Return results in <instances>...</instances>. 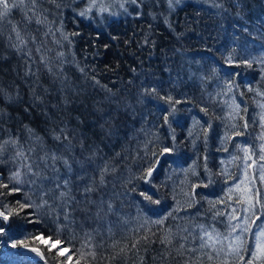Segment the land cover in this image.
<instances>
[{
    "label": "trees",
    "instance_id": "1",
    "mask_svg": "<svg viewBox=\"0 0 264 264\" xmlns=\"http://www.w3.org/2000/svg\"><path fill=\"white\" fill-rule=\"evenodd\" d=\"M58 2L61 7L54 10L50 19L55 18L57 23L62 21L69 33H79L71 37L70 46L62 49L69 61L64 65L63 84L60 80L53 82L42 71L40 84L34 85V78L25 75L21 55L8 47L7 33L0 38V89L3 90L0 92V136L10 132L26 137V125L43 136L48 146L54 147L48 129L65 125L75 129L78 138H85L86 144L98 148L100 155L117 166L118 175L125 179L133 177L128 189L137 186L136 192L128 191L118 201L120 215L110 218L112 236L107 234V222L93 233V243L97 245L95 264H108L113 252L109 246L114 240L120 241L121 247L127 244L131 248L136 239L140 240L137 248L111 264H141V261L143 264H176L171 258H160L163 246L156 237H150L157 239L156 243H147L140 239L144 231L136 232V229L144 219H158L177 207L163 226L152 227L157 237L169 226L175 230L176 225L188 223V214L199 212L201 215L194 216L192 222H205L204 214L212 210L210 201L223 197L228 186L224 183L225 177L218 175L221 168L234 176L241 173V160L228 162L230 154L242 156L234 145L245 142L258 145L256 137L261 129L252 121H259L261 109L258 105L264 103V97L257 94V90L264 92V66L253 63L251 68L243 64L237 67L227 63L225 57L229 53L237 54V59L264 53V0H180L173 2L171 8L168 0H138L137 4H125L126 12L114 5L112 11L116 15H99L93 11L88 16L79 15L87 7V0ZM44 7L52 6L45 4ZM21 15L13 13L16 21ZM73 60L77 63H72ZM81 67L85 68L87 76L79 71ZM213 67L217 68L216 75L210 81H202L201 76L210 73ZM231 72L242 75L230 77ZM229 79L238 88L223 95ZM147 86H158L161 94H171L173 102L180 101L175 104L176 112L168 116L167 123L164 116L168 112L163 109L169 106L157 97L142 95ZM249 86L253 91H248ZM33 87L43 97V103L33 101ZM44 88L48 89L47 93ZM233 97L240 105L241 115L249 121V128L244 135L234 137L228 145L229 151L224 152L221 140L228 126L243 123L238 117L235 120L226 118ZM204 107L207 113L201 111ZM245 107L246 113L242 111ZM195 121L207 129V144L204 131ZM206 121L211 122V128H207ZM148 141L152 143L148 144L146 156ZM173 143L174 151L160 157L153 172L152 179L159 189L161 203L155 205L145 201L138 205V192L145 185L134 177L155 159L151 156L152 150L159 153L161 146L172 147ZM205 156L208 172L205 171ZM0 171L7 176L4 166H0ZM209 173L213 181L210 184ZM197 184L201 185L195 188L197 203L192 205L190 197L183 193H191L192 186ZM111 187L109 184V191ZM116 191L123 194L125 188L117 186ZM23 196L21 192L8 199L15 201ZM215 207L223 209L225 206L217 203ZM28 219L14 218L10 224L14 235L23 238L43 233L44 236L52 234V239H56V231L60 229L59 239L71 254L81 249L85 233L98 227L91 219L84 223L80 214H74L71 224H64L62 219L58 223L46 214L36 223H28ZM218 227L223 231V225ZM38 246L48 257L47 264H60L64 259L54 250L48 252L47 246L39 243ZM19 251L0 247V264H20L21 257L16 254ZM24 255L33 264L38 259L27 253ZM75 259L73 256V262Z\"/></svg>",
    "mask_w": 264,
    "mask_h": 264
},
{
    "label": "snow or ice",
    "instance_id": "2",
    "mask_svg": "<svg viewBox=\"0 0 264 264\" xmlns=\"http://www.w3.org/2000/svg\"><path fill=\"white\" fill-rule=\"evenodd\" d=\"M173 2L179 3L180 0H168L170 8ZM128 3L137 4L138 0H87V7L79 15L88 16L93 11L99 15H116L112 11L114 5H118L126 12L125 4ZM45 4L52 7H44ZM60 7L61 3L58 0H0V38L5 36V32L7 33L8 47L21 55L26 68L25 75L34 78V85L40 84L42 71L46 72L53 82L60 80L62 84L64 83L62 79L64 65L69 61L66 58V52L62 49L70 46L73 43L71 37L79 33H69L65 31L62 21L57 23L55 18L50 19L54 15V10L58 11ZM14 11L22 14L19 21H16L13 16ZM145 42H148L147 38ZM225 59L227 63L236 64L237 67L243 64L251 68L253 63L264 66V53L258 57L239 56L238 59L237 54L229 53ZM71 62L77 63L75 60ZM79 71L87 76L85 68L81 67ZM216 72L217 68L213 67L210 73L201 76V80L210 81ZM228 75L240 76L242 73L231 72ZM95 83L99 84V81ZM234 87L238 88V85H235L233 80L226 81L227 91L223 95L232 92ZM2 91L0 89V92ZM31 91L34 102H44L43 97L37 94L36 87H33ZM43 91L47 93L48 89L44 88ZM248 91H253V88L249 86ZM161 92L162 89L158 86H147L144 87L142 95L157 97L167 103L169 107L163 109L168 112V115L164 116V121L167 123L168 116L176 112L175 104H179L180 101L173 102L171 94L165 95ZM257 94L264 97V92L257 90ZM258 106L261 109L259 121L253 120L252 123L254 125L258 123L261 129L256 137L259 143L257 145L245 142L234 145L242 156L230 154L231 159L228 162L241 160V173L239 176H234L221 168L218 175L225 177L224 183L228 186L223 197L210 201L212 210L204 214L205 222H192L194 216L201 215L199 212L188 214V223L176 225L175 230L169 226L157 237L152 227L163 226L165 220L178 210L177 207L158 219H144L136 229V232L144 231L140 239L147 243H156L158 239L163 246L160 253L162 260L171 258L176 260V264H264V103ZM228 107L231 111L227 113L226 118L235 120L238 117L243 120V123L240 125L231 123L228 126L221 140V148L224 152L229 151L228 145L234 137L244 135L249 128V121L241 115L240 105L235 103V97L232 98V104ZM201 111L207 113V108H201ZM242 111L246 113L247 108L245 107ZM224 118L221 117V119ZM52 123L56 122L52 121ZM195 124L204 131L205 144H207V129L204 125H200L199 121H195ZM205 124L207 128H211L210 121H206ZM24 130L27 135L23 138L19 134L13 135L10 132L0 136V166H4L8 173L5 176L4 172L0 171V247L20 249L16 253L21 257L20 264H26V262L33 264L24 253L34 254L38 258L35 264H41V262L47 264L48 257L38 243L47 245L48 252H52L55 248L57 256H64L60 264H82V261L83 264H95L97 245L93 243V233H97L99 228L104 227L107 222V234L112 236L110 218L120 215L121 205L118 201L121 195L127 194L128 191H137L136 185H133L131 189L127 188L133 177L125 179L118 175L115 164L100 155L98 148L86 144L85 138L82 136L78 138L76 130L69 129L67 125L47 130L54 147L48 146L44 137L28 126L25 125ZM189 136H192L191 130ZM172 140L173 142L176 140L174 134ZM150 143L152 141L145 144L146 156ZM174 149L175 143L172 147L161 146L159 153L152 150L151 156L155 159L148 167L141 170L139 176L134 177L142 180L145 185L138 192V205L144 204L145 201L155 205L161 203L158 197L159 189L152 179L153 172L159 164V158L173 152ZM204 159L205 171L208 172L207 156ZM221 163L224 164L225 161ZM61 169L64 171L62 172ZM250 169H252L251 172ZM208 183H213L210 173ZM109 184L112 186L111 191L108 190ZM117 186L125 188V193L117 192ZM200 186V184L193 185L191 193H183L190 197L192 205L197 203L194 199L195 188ZM203 186L206 187L207 184ZM21 192L24 193L23 199L17 198L15 201L8 199ZM179 203L177 201V206ZM217 203L225 207L216 209ZM144 206L147 207V205ZM30 209L32 211H29ZM42 214L52 216L58 223L62 219L64 224L73 223L74 214H80L84 223L91 219L98 227H92L91 232L85 233V241L81 249H77L71 255H65L69 252L68 248L58 247L62 244L59 239L60 229H57V238L54 241L52 234H49L47 238L43 233L25 235L20 238L11 231L10 224L14 222V218L27 217L30 218L28 223H36L39 222ZM221 217L223 219H219ZM218 225H223V231ZM150 237L157 239H150ZM139 243L140 240L136 239L129 248L127 244L119 246L120 241L114 240L109 246L113 252L108 264L136 249ZM73 256L76 257L74 262ZM141 264H143L142 261Z\"/></svg>",
    "mask_w": 264,
    "mask_h": 264
},
{
    "label": "rangeland",
    "instance_id": "3",
    "mask_svg": "<svg viewBox=\"0 0 264 264\" xmlns=\"http://www.w3.org/2000/svg\"><path fill=\"white\" fill-rule=\"evenodd\" d=\"M46 238L48 237V236H45ZM53 241L55 240V239H52ZM49 243H51V241H49ZM42 245H45V244H42ZM45 246H47V245H45ZM60 247H66V248H68L66 245H64V243H63V241H62V244L61 245H59ZM3 249L4 248H6V246H4V247H2ZM69 249V248H68ZM55 252H56V249L54 248L53 249ZM28 254V253H27ZM30 255V254H29ZM65 255H71V253H70V250H69V252H67V253H65ZM31 256H34L35 257V255H31ZM37 258V257H36Z\"/></svg>",
    "mask_w": 264,
    "mask_h": 264
},
{
    "label": "bare ground",
    "instance_id": "4",
    "mask_svg": "<svg viewBox=\"0 0 264 264\" xmlns=\"http://www.w3.org/2000/svg\"><path fill=\"white\" fill-rule=\"evenodd\" d=\"M58 247H60V246H58Z\"/></svg>",
    "mask_w": 264,
    "mask_h": 264
},
{
    "label": "water",
    "instance_id": "5",
    "mask_svg": "<svg viewBox=\"0 0 264 264\" xmlns=\"http://www.w3.org/2000/svg\"><path fill=\"white\" fill-rule=\"evenodd\" d=\"M34 255V254H33Z\"/></svg>",
    "mask_w": 264,
    "mask_h": 264
}]
</instances>
